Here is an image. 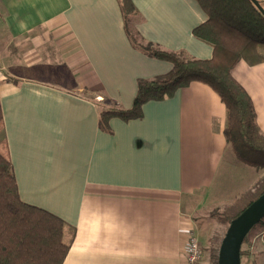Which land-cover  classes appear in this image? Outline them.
<instances>
[{
    "label": "crops",
    "instance_id": "obj_1",
    "mask_svg": "<svg viewBox=\"0 0 264 264\" xmlns=\"http://www.w3.org/2000/svg\"><path fill=\"white\" fill-rule=\"evenodd\" d=\"M130 1L144 41L212 56L192 35L206 20L195 0ZM170 69L129 41L119 0H0V150L20 199L64 222L62 264H182L206 192L232 165L224 104L194 81L139 118L103 129L98 116L130 108L139 80ZM230 73L264 134V60Z\"/></svg>",
    "mask_w": 264,
    "mask_h": 264
},
{
    "label": "trees",
    "instance_id": "obj_2",
    "mask_svg": "<svg viewBox=\"0 0 264 264\" xmlns=\"http://www.w3.org/2000/svg\"><path fill=\"white\" fill-rule=\"evenodd\" d=\"M195 1L206 20L192 29V35L212 48V56L204 60L188 57L183 51L163 50L144 41L131 22L136 14L131 1L119 0L125 31L132 45L150 56L169 61L171 69L153 79L139 80L130 108L100 107L99 125L107 129L112 117L125 121L139 118L144 102L170 97L191 82H201L225 106L223 134L228 148L238 160L249 164L242 154L250 152L264 158V134L256 124L251 99L230 71L239 60L249 65L264 60L260 49L264 45V15L251 0ZM257 1L264 9V0ZM256 190V193H242L218 219L229 224L264 192V181ZM235 205L238 206L229 212ZM257 225L264 229V217ZM64 228V222L54 214L20 199L11 164L0 150V264H62L71 242L65 238ZM247 240L248 235L240 247V260L245 256L251 261L252 252L248 247L242 248ZM212 258L210 264H216L214 254Z\"/></svg>",
    "mask_w": 264,
    "mask_h": 264
},
{
    "label": "rangeland",
    "instance_id": "obj_3",
    "mask_svg": "<svg viewBox=\"0 0 264 264\" xmlns=\"http://www.w3.org/2000/svg\"><path fill=\"white\" fill-rule=\"evenodd\" d=\"M260 49L264 53V45H261ZM242 155L249 161V164L241 162L234 155L232 165H228L229 160H225L223 172L218 175L213 187L206 192L207 197L203 198L201 204L203 206L196 213L199 220L193 231L200 244L202 253L200 262L203 264H210L213 254L217 255L220 241L228 226V224L222 223L223 221L221 222L218 216L222 215L229 206L232 207L242 193L247 191L256 193V187L258 188L264 181V163H260L264 162V158L250 152H245ZM226 156L231 157L229 148ZM237 206L235 205L229 212ZM261 230L264 229L256 224L247 234L248 240L245 241L242 248L248 247L252 256L251 261L243 256L240 260L241 264H264V239L259 236L262 233Z\"/></svg>",
    "mask_w": 264,
    "mask_h": 264
},
{
    "label": "water",
    "instance_id": "obj_4",
    "mask_svg": "<svg viewBox=\"0 0 264 264\" xmlns=\"http://www.w3.org/2000/svg\"><path fill=\"white\" fill-rule=\"evenodd\" d=\"M251 2L264 15V9L257 0ZM264 217V192L249 203L228 224L220 241L216 264H241L240 247L244 237Z\"/></svg>",
    "mask_w": 264,
    "mask_h": 264
},
{
    "label": "built area",
    "instance_id": "obj_5",
    "mask_svg": "<svg viewBox=\"0 0 264 264\" xmlns=\"http://www.w3.org/2000/svg\"><path fill=\"white\" fill-rule=\"evenodd\" d=\"M264 239V230L259 234ZM201 250L199 242L195 237L193 230L187 232V238L181 249L182 264H199L201 260Z\"/></svg>",
    "mask_w": 264,
    "mask_h": 264
}]
</instances>
